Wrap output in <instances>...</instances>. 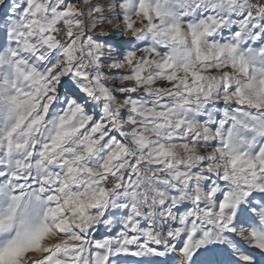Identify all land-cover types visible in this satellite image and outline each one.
Instances as JSON below:
<instances>
[{
	"label": "snow or ice",
	"instance_id": "obj_1",
	"mask_svg": "<svg viewBox=\"0 0 264 264\" xmlns=\"http://www.w3.org/2000/svg\"><path fill=\"white\" fill-rule=\"evenodd\" d=\"M0 264H264V0H0Z\"/></svg>",
	"mask_w": 264,
	"mask_h": 264
}]
</instances>
